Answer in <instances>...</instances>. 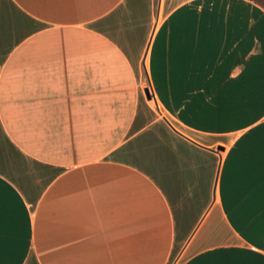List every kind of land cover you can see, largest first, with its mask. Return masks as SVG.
<instances>
[{
    "label": "crops",
    "instance_id": "obj_1",
    "mask_svg": "<svg viewBox=\"0 0 264 264\" xmlns=\"http://www.w3.org/2000/svg\"><path fill=\"white\" fill-rule=\"evenodd\" d=\"M171 260L264 264V7L0 0V264Z\"/></svg>",
    "mask_w": 264,
    "mask_h": 264
},
{
    "label": "rangeland",
    "instance_id": "obj_2",
    "mask_svg": "<svg viewBox=\"0 0 264 264\" xmlns=\"http://www.w3.org/2000/svg\"><path fill=\"white\" fill-rule=\"evenodd\" d=\"M254 1H256L258 4H260V5H262L263 7H264V0H254ZM169 8V7H168ZM167 8V9H168ZM167 9H165V10H160V12H159V15H158V17H157V20L158 21H160L161 20V18L163 17V15H164V13H165V11L167 10ZM138 72H139V79H140V84H141V86L143 87V88H146V87H148V79H147V75H146V72H144V69H143V67H142V63H141V61H140V63H139V65H138ZM149 103L151 106H152V108H153V110L151 109V112L153 113V115L154 116H156V117H159V118H162V119H164L165 118V116H166V114H165V112L161 109V111L159 112V110L157 109L158 108V106L156 105V102H154V100L152 99V100H149V101H146V103ZM157 112V113H156ZM159 112V113H158ZM174 262V260H171V261H169V263L168 264H174L173 263Z\"/></svg>",
    "mask_w": 264,
    "mask_h": 264
},
{
    "label": "water",
    "instance_id": "obj_3",
    "mask_svg": "<svg viewBox=\"0 0 264 264\" xmlns=\"http://www.w3.org/2000/svg\"><path fill=\"white\" fill-rule=\"evenodd\" d=\"M143 95H144L145 100H147V101L153 99V96H152V94L150 92L149 87H146V88L143 89ZM215 150L218 151V150H221V148L220 147H216Z\"/></svg>",
    "mask_w": 264,
    "mask_h": 264
}]
</instances>
